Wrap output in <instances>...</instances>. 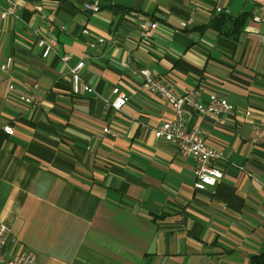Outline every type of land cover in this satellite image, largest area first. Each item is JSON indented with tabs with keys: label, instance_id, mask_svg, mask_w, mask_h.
Here are the masks:
<instances>
[{
	"label": "crops",
	"instance_id": "1",
	"mask_svg": "<svg viewBox=\"0 0 264 264\" xmlns=\"http://www.w3.org/2000/svg\"><path fill=\"white\" fill-rule=\"evenodd\" d=\"M17 4L0 31V64L11 58L0 67L9 245L32 248L33 264H250L264 251V0ZM217 6L233 19L245 12L241 26L213 19ZM38 36L54 42L47 56ZM81 59L93 91L76 93L70 67ZM142 68L179 92L197 88L203 100L212 92L233 105L232 115L188 117L224 156L205 188L193 187L192 157L156 135L174 109L142 86ZM113 86L129 95L119 109Z\"/></svg>",
	"mask_w": 264,
	"mask_h": 264
},
{
	"label": "built area",
	"instance_id": "2",
	"mask_svg": "<svg viewBox=\"0 0 264 264\" xmlns=\"http://www.w3.org/2000/svg\"><path fill=\"white\" fill-rule=\"evenodd\" d=\"M17 0H0V31L2 30L1 21L9 15H16ZM86 9L97 10V3H84ZM36 10H41V5H35ZM216 12H226L219 6L215 7ZM253 20L261 19L260 15H252ZM187 20H181L174 28L175 31H180L187 26ZM142 34H147L151 29L157 26V22L153 21L148 24ZM103 37H99L98 41H102ZM37 44L42 47V55L47 56L54 47V42L49 37L38 36ZM93 45V43L91 42ZM11 58L0 64V67L6 69L10 64ZM84 65L81 59L76 64L70 67L72 90L76 93L81 90L93 91L91 85L83 83L79 69ZM143 76L142 86L147 88L153 94L158 95L161 99L169 101L173 105L174 115L171 119H163L154 127L158 137L173 143L179 150L182 156H190L193 159V187L203 189L208 183L218 179L222 172L217 165V160L223 159L222 151L213 147L205 141L202 131L196 124H190L188 117L193 112L208 113L214 116L220 114H234L233 105L222 96L215 93H208L206 99H201L200 91L197 88H190L179 92L171 85L165 82L161 77L152 75L148 68L140 70ZM13 87V85H10ZM113 98L110 104L119 109L128 102L129 95L122 91L119 86L112 87ZM30 100V96L25 97ZM245 118L250 116V111H243ZM2 129L7 134H12L14 128L10 123L2 124ZM104 131H110L108 126L103 127ZM16 237L12 234L7 223L0 215V264H33L36 253L32 248L22 247L17 250L11 247L9 243L16 242Z\"/></svg>",
	"mask_w": 264,
	"mask_h": 264
},
{
	"label": "trees",
	"instance_id": "3",
	"mask_svg": "<svg viewBox=\"0 0 264 264\" xmlns=\"http://www.w3.org/2000/svg\"><path fill=\"white\" fill-rule=\"evenodd\" d=\"M244 18H245V12L240 13L239 15L235 16L233 19V18H229V16L226 17V13L223 11L217 13L215 17H213V19H219L221 21L223 19L224 20L228 19L229 26H227V28H230L233 25V28L235 26V28L237 29L243 23ZM250 264H264V251L252 253L250 255Z\"/></svg>",
	"mask_w": 264,
	"mask_h": 264
},
{
	"label": "rangeland",
	"instance_id": "4",
	"mask_svg": "<svg viewBox=\"0 0 264 264\" xmlns=\"http://www.w3.org/2000/svg\"><path fill=\"white\" fill-rule=\"evenodd\" d=\"M22 247H26V245H24V244H21V245H20V248H22Z\"/></svg>",
	"mask_w": 264,
	"mask_h": 264
}]
</instances>
